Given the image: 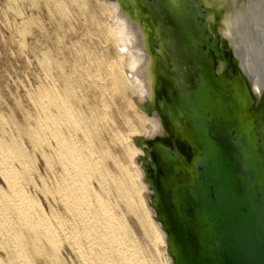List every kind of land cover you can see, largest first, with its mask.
<instances>
[{"label": "bare ground", "instance_id": "bare-ground-1", "mask_svg": "<svg viewBox=\"0 0 264 264\" xmlns=\"http://www.w3.org/2000/svg\"><path fill=\"white\" fill-rule=\"evenodd\" d=\"M168 1L179 4L178 0ZM254 1L195 0L193 7L194 16L208 33L209 43L217 39L218 47L224 52L217 54L213 47L209 49L216 73H226L225 55L231 56L242 73L252 102L250 119L264 93V8H261L262 0L257 3L260 8H250ZM53 2V7L46 9L53 26L52 40H44L39 54L32 52L39 60L40 72L37 83L28 84L31 88L38 87L35 131L39 134L44 160L47 164L56 161L58 165L54 191L62 207L57 212L39 208L41 211L33 214L39 199L30 196L26 192L29 187L19 183L21 170L13 164V159H18L28 171L29 163L24 160L26 153L22 150L25 145L20 148L17 139L3 144L0 137L3 161L0 171L9 187H0V236L4 243H14L20 264H35L34 253L45 255L48 264H61L56 249L65 237L70 240L72 264H155L156 257L148 259L128 217L129 212H139L140 225L156 234L158 254L165 253L167 257L164 264H177L169 249V231L159 216L155 188L144 161L148 141L161 139L173 146L164 99L171 100L178 92L188 95L189 85L185 82L188 79L184 80L182 73V82L176 85V60L162 42L174 37L176 24L169 16L159 20L155 16L158 11L146 4L148 0H92L94 8L101 13L102 32L94 36L91 28L83 25L66 38L61 19L65 10L61 6L66 2ZM177 8L184 21L188 9ZM93 38L102 47L100 51L89 43ZM110 46H113L112 54L103 52ZM8 116L21 133L26 132L24 122ZM161 122L162 135L159 134ZM29 128L32 131L33 126ZM151 136L155 138L149 139ZM176 146L178 153L189 156L190 146L181 134ZM148 157L153 159L152 153ZM44 187L50 190L48 184ZM25 228L31 233H24ZM41 237L53 249L39 244ZM29 245L34 246L33 252ZM0 264L9 263L0 257Z\"/></svg>", "mask_w": 264, "mask_h": 264}, {"label": "water", "instance_id": "water-1", "mask_svg": "<svg viewBox=\"0 0 264 264\" xmlns=\"http://www.w3.org/2000/svg\"><path fill=\"white\" fill-rule=\"evenodd\" d=\"M194 1L146 2L175 22L162 42L176 60V85L182 73L189 85L187 96L164 99L173 146L154 139L145 148L154 201L177 264H264V93L250 119L244 77L228 55L226 73H216L209 49L224 52L207 40ZM177 7L188 9L184 21ZM179 134L189 156L176 151Z\"/></svg>", "mask_w": 264, "mask_h": 264}, {"label": "rangeland", "instance_id": "rangeland-1", "mask_svg": "<svg viewBox=\"0 0 264 264\" xmlns=\"http://www.w3.org/2000/svg\"><path fill=\"white\" fill-rule=\"evenodd\" d=\"M17 1H19V2H17ZM21 1H23V2H21ZM140 1H145V0H135V2H140ZM65 2L66 3L63 6H61V7H65L64 14L62 15L61 19L63 21L65 28H66V31H65L66 38H67V36L74 35L76 33V29H79L83 25L91 28V30H92L91 34H93L94 36L98 35L100 32H102L101 27L103 25V21H102L101 13H100V11H98L96 9L97 7L94 8V6L92 5V0H88V1L87 0H65ZM53 4H54L53 0H48V1L47 0H0V114H1L0 115L1 116L0 117V127H1L0 128V137L2 138V141L4 139V141L1 142L3 144H5V143L8 144V143L12 142V140L17 139L16 141H18L19 146L21 145L20 148H22L25 145V147H23L22 150L24 151V153H26V154H24V157H25L24 160L27 163H29L28 164V166H29L28 171H26L27 169L23 168L20 160L18 162V159L14 158L13 164H15L16 166L18 165L17 167L19 168V170H21V177L19 178V183H24L23 185L26 188L29 187V188H27V191H26V188L21 184L23 189L25 188L24 190L28 194H30V196L34 195L33 198H35L36 200H37V198L40 200V201L38 200V202L40 203L39 206L40 205H42V206L39 207L38 205H36V207H34L32 210L33 214H38L41 211V209H39V208H42V210L44 209L47 212H53L54 210H55L54 212H57L62 207V203L57 198V194L54 191V184L56 182L54 173L58 170V165L56 164V161H52L51 163H48L49 164L48 165L47 162L44 160L43 147L41 146L42 145L41 143L39 145V142H40V139H38L39 134L37 133L38 131H35V130H37V125H38L37 115H38V111H39L38 110L39 105H38V102H36V99L38 97V87L37 86H32V88L30 87V84L34 85L35 83H37L38 78H39L38 74L40 72V66L38 64L39 60H38V58H36L37 56H35V55L39 54V52H40L39 47L43 44L44 40H47L49 42L52 40L51 38L53 35L52 34V27L53 26H52L50 20L48 19L49 17H47V16H49V14L46 11V9H47V7H53ZM22 14L24 16L26 15L25 18L27 20L25 19L22 22H20L22 20V17H23ZM27 16L28 17L31 16V17L28 18ZM78 17H79V19H78ZM90 20H92V21H90ZM97 22H99L98 25H97ZM96 27L98 29H96ZM35 39H37V40L35 41ZM19 40H21V41H19ZM90 41H89V43L94 45L95 46L94 48L97 51L101 50L102 47L100 46L99 43H97L94 40V38H93V42L91 41L92 43ZM38 42H39V44H38ZM38 49H39V51H38ZM112 51H114L113 46H110L106 51H103V52H106L107 54H110V53L112 54ZM32 52L34 54L35 53L36 54L34 55ZM33 63H34V65H33ZM28 83H30V84H28ZM35 87H37V88H35ZM30 88L32 90L31 93H30ZM29 97H31V98H29ZM27 104H28V106H27ZM31 107H32V110H31ZM33 114H35V115H33ZM8 115H10L11 117L14 116V118L24 122V124L26 126V132L21 133L16 122L13 121L12 119H10V117ZM5 116L8 119V121L5 118ZM29 124H30V126H29ZM3 125L5 126L4 128H2ZM31 126H33L32 131L34 130L35 133H34V131L33 132L31 131V128H29ZM13 135H16V137ZM18 135L20 136L21 139L19 138ZM21 135L24 139L21 137ZM35 136H36V139H34ZM38 140H39V142H38ZM22 141L23 142L25 141V142L21 144L20 142H22ZM31 147H33V148H31ZM118 147L119 146H117V148ZM24 149H26V151ZM30 149H32V150H30ZM37 149L39 151H37ZM0 152H1V150H0ZM32 154H33V156H32ZM41 154H43V155H41ZM34 156H35V158H33ZM0 157H2L1 154H0ZM0 164H1L0 165V168H1L2 164H3L2 160H0ZM45 164H47V165H45ZM55 167L57 169H55ZM35 170L39 172V173H37L40 176L39 178H38V175L36 174ZM43 176H44V178H43ZM31 177H33L34 179ZM29 179H31V180H29ZM33 180L35 182H37L38 185H36V183ZM31 183L33 184V187H32ZM42 183L44 186L48 184L50 190H52V191H50L48 189H47L48 190L47 191L46 189H44L45 187L43 185H41ZM1 185H3V187L5 189H9L8 184L6 183L4 177L2 176V172L0 171V187H2ZM50 185H52V186H50ZM19 186H20V184H19ZM48 192H49V194H48ZM43 193L46 194L47 198L44 197ZM53 199L55 200V202ZM52 206H53V208H52ZM49 209H51V210H49ZM37 211H38V213H37ZM11 214H13V211H11ZM138 215H140L139 212H137V213L129 212L128 213V217L130 218L132 226L134 227L135 231H137V233L139 234V235L138 234L137 235H138V237H140L139 238V241L141 240L140 244L142 245V247L144 248V250L148 254V259L152 260L153 258L156 257L157 260H156L155 264H158L157 261H159V260H160L159 261L160 264H162V263L164 264L167 257H166V255H163L165 253H162V255H161V253L158 254V250H157V247H158L157 242L158 241H155L157 239L156 234H154V232L149 233V231H147V229L145 228L144 224L140 225L142 220H141L140 216L138 217ZM24 233L30 234L31 231L30 230L28 231V229L25 228ZM65 239H66V241H65ZM4 242L5 241H4L3 237L0 236V257L2 259H4V261H6L9 264H18V263L20 264V262H21L20 258L14 252V243L11 241H9L10 243L9 242L4 243ZM46 242L47 241H46L45 237H41L38 240L39 244H42V243L44 244L42 246L53 249L49 246L48 243L46 244ZM29 244H32V243H29ZM12 245H13V247H12ZM33 245H29V250L31 252H33V249H34ZM70 246L71 245H70L69 238H66V237L62 238L61 244L58 247L59 249L58 248L56 249L57 254L61 258V260L64 262V263L62 262L61 264H72V263H70V262H72V257H71L72 251L70 249L71 248ZM11 251H13V252H11ZM1 254H3V255H1ZM63 255H64V257H62ZM160 255H161V257H160ZM33 256H34L35 264H45V263L48 264L49 263L48 259L43 254H39V253L35 254L34 253ZM163 256H165V258ZM11 259L14 263L11 262Z\"/></svg>", "mask_w": 264, "mask_h": 264}, {"label": "flooded vegetation", "instance_id": "flooded-vegetation-1", "mask_svg": "<svg viewBox=\"0 0 264 264\" xmlns=\"http://www.w3.org/2000/svg\"><path fill=\"white\" fill-rule=\"evenodd\" d=\"M259 1H261V0H258V1H254L253 2V7H252V5L250 6V8H257L258 7V5H257V3L259 2ZM258 8H260V7H258ZM261 8H264V0H262V5H261Z\"/></svg>", "mask_w": 264, "mask_h": 264}, {"label": "clouds", "instance_id": "clouds-1", "mask_svg": "<svg viewBox=\"0 0 264 264\" xmlns=\"http://www.w3.org/2000/svg\"><path fill=\"white\" fill-rule=\"evenodd\" d=\"M256 90V88H255V86H254V91ZM143 102V101H142ZM152 127L153 128H155V126L154 125H152ZM160 129H161V131H160V133L159 134H163V124H162V122H161V125H160ZM149 139H154L155 137L154 136H151V137H148Z\"/></svg>", "mask_w": 264, "mask_h": 264}]
</instances>
